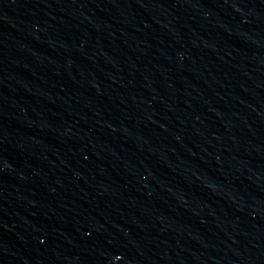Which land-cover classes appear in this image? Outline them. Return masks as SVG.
Returning <instances> with one entry per match:
<instances>
[{"label":"water","instance_id":"obj_1","mask_svg":"<svg viewBox=\"0 0 264 264\" xmlns=\"http://www.w3.org/2000/svg\"><path fill=\"white\" fill-rule=\"evenodd\" d=\"M0 264H264V0H0Z\"/></svg>","mask_w":264,"mask_h":264}]
</instances>
